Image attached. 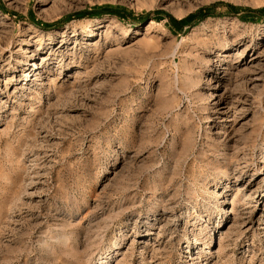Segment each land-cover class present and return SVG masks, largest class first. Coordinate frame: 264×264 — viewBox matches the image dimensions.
<instances>
[{"label": "rangeland", "instance_id": "obj_1", "mask_svg": "<svg viewBox=\"0 0 264 264\" xmlns=\"http://www.w3.org/2000/svg\"><path fill=\"white\" fill-rule=\"evenodd\" d=\"M0 264H264V0H0Z\"/></svg>", "mask_w": 264, "mask_h": 264}]
</instances>
